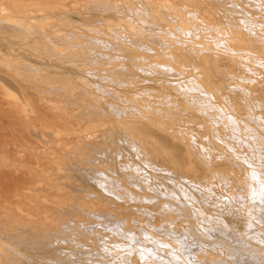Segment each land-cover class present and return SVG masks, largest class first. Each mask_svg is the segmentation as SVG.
<instances>
[{
  "label": "rangeland",
  "instance_id": "obj_1",
  "mask_svg": "<svg viewBox=\"0 0 264 264\" xmlns=\"http://www.w3.org/2000/svg\"><path fill=\"white\" fill-rule=\"evenodd\" d=\"M263 252L264 0H0V264Z\"/></svg>",
  "mask_w": 264,
  "mask_h": 264
},
{
  "label": "bare ground",
  "instance_id": "obj_2",
  "mask_svg": "<svg viewBox=\"0 0 264 264\" xmlns=\"http://www.w3.org/2000/svg\"><path fill=\"white\" fill-rule=\"evenodd\" d=\"M191 33V32H190ZM145 48V47H144ZM202 53V52H201ZM104 90V89H103ZM237 126V125H236ZM120 150V149H119ZM135 150V149H134ZM259 156V155H258ZM106 164V163H105ZM153 165V164H152ZM95 168V167H94ZM132 168V167H131ZM142 170V169H141ZM170 172V171H169ZM92 173H93V175L90 177V176H88V179L89 180H92L93 182H96L98 185H100V186H104V190H106V191H108V192H111V193H114L113 191H114V189H111V187H110V185L108 184V182L110 181L111 183L113 182V183H121V181L120 182H118V177H117V175H115V172H113L112 170L111 171H107V172H101L100 170H96V169H94V171H92ZM104 173V174H103ZM125 173V172H124ZM171 173V172H170ZM254 174V173H253ZM255 175V174H254ZM135 176V175H134ZM143 177V176H142ZM256 177H258V176H256ZM135 179H137V178H135ZM139 179V178H138ZM132 180H134V179H131V181ZM147 180H149V179H147ZM248 180V179H247ZM142 183V182H141ZM241 184V183H240ZM119 185V184H118ZM247 185V184H246ZM259 185V184H258ZM70 186V185H69ZM113 186V185H112ZM117 186V185H116ZM115 186V187H116ZM148 186V185H147ZM261 186V185H260ZM114 187V186H113ZM120 187V186H119ZM258 188H260L259 186H258ZM145 189V188H144ZM263 188H261L260 190H262ZM143 190V189H142ZM146 190H148V189H145V191L144 192H146ZM150 190H151V188H150ZM155 190H158V189H155ZM254 190V189H253ZM82 191V190H81ZM256 191V190H255ZM258 192L257 193H259V190H257ZM116 192V191H115ZM151 192V191H150ZM152 192H154L153 190H152ZM161 192V191H160ZM263 192V191H262ZM119 192L117 191V194H118ZM239 193H241V192H239ZM255 193V192H254ZM120 194V193H119ZM147 193H145V195H146ZM150 194V193H149ZM148 194V195H149ZM153 194H155V193H153ZM243 194V193H242ZM130 195V194H129ZM144 195V196H145ZM152 195V194H151ZM158 195V194H157ZM161 195V194H160ZM256 195V194H255ZM119 196V195H118ZM147 197V196H146ZM155 198V197H154ZM147 199H149V197L147 198ZM159 198H157V203L158 204H160V202H159V200H158ZM259 199V198H258ZM150 200V199H149ZM157 204V205H158ZM170 204V203H169ZM259 204V203H258ZM167 205V204H166ZM174 206V205H173ZM219 208V207H218ZM174 209V208H173ZM150 215V214H149ZM70 224H72V223H70ZM31 225V224H30ZM18 228V227H17ZM119 229H120V227H118ZM248 228V227H247ZM21 231V230H20ZM122 231V230H121ZM25 232H27V231H25ZM191 232V231H190ZM189 232V233H190ZM9 234V233H8ZM193 234H194V232H193ZM210 234V233H209ZM40 235V234H39ZM134 235H136V234H134ZM133 235V236H134ZM142 235H143V233H142ZM141 235V237H143ZM150 235V234H149ZM37 236V235H36ZM38 237V236H37ZM136 238H138V236H135ZM140 237V236H139ZM145 237V236H144ZM192 237V236H191ZM42 238V237H41ZM136 238L134 239L133 238V240L135 241V242H140L139 240H136ZM147 238V237H146ZM178 239V238H177ZM182 239V240H181ZM180 240L183 242H185L186 241V239H184V237L183 238H181ZM132 240V239H131ZM132 240V241H133ZM147 240V239H146ZM142 241V240H141ZM187 241H188V239H187ZM185 242V244L186 243H188V242ZM167 242V241H166ZM183 242V243H184ZM163 243V242H162ZM178 243H180L179 241H178ZM166 245H168L167 243H165ZM189 245H190V243H188ZM163 245H164V243H163ZM179 246V245H178ZM184 246V245H183ZM198 246V245H197ZM191 247V246H190ZM106 248V247H105ZM189 248V247H188ZM188 248H186V250H185V252H189V249ZM193 248H195V247H192L191 249L193 250ZM107 249V248H106ZM137 249V248H136ZM151 249H153V248H151ZM185 249V248H184ZM158 250V249H157ZM157 250H154V252H153V258H154V256H157V254L159 255V253H158V251ZM182 251H183V249H182ZM75 252V251H74ZM104 252V251H103ZM150 252V251H149ZM184 252V251H183ZM184 252V253H185ZM192 252V251H191ZM65 253V252H64ZM98 253V252H97ZM108 253V252H107ZM110 253V252H109ZM138 253H141V252H139L138 251ZM264 253V252H263ZM74 255H75V253H73ZM89 254V253H88ZM93 254H95V253H93ZM93 254H91V255H93ZM187 254V253H186ZM72 255V254H71ZM105 255V254H104ZM106 255H108V254H106ZM138 255H140V254H138ZM141 255L142 256H146L147 254H145V252L144 253H141ZM150 255V254H149ZM73 256V255H72ZM71 256V257H72ZM86 256H87V254H86ZM89 256V255H88ZM111 256V255H110ZM131 256V255H130ZM162 256V255H161ZM74 257V256H73ZM109 257V256H108ZM187 257V256H186ZM261 257V256H260ZM142 258H144V257H142ZM147 258H148V256H147ZM244 258V257H243ZM164 259V258H163ZM127 260V259H126ZM147 260V259H146ZM159 260V259H158ZM156 261V260H155ZM248 261V260H247ZM98 263H99V261H98ZM104 263H106V264H109V262L107 263V262H104ZM165 263V262H164ZM241 264V263H240Z\"/></svg>",
  "mask_w": 264,
  "mask_h": 264
}]
</instances>
